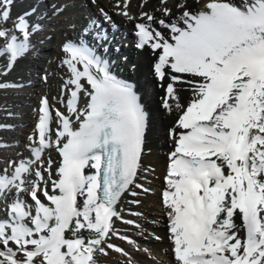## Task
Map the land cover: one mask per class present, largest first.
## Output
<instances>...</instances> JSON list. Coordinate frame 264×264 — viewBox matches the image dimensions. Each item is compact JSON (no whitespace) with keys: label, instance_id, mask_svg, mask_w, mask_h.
Here are the masks:
<instances>
[{"label":"snow or ice","instance_id":"obj_1","mask_svg":"<svg viewBox=\"0 0 264 264\" xmlns=\"http://www.w3.org/2000/svg\"><path fill=\"white\" fill-rule=\"evenodd\" d=\"M12 3L0 0L6 71L30 54L41 30L27 12L8 25ZM160 3L157 11L172 17L168 0ZM128 6L129 0L116 2L133 19ZM175 8L179 16L168 21L142 11L148 23L136 25L138 47L154 50L155 74L167 80L163 107L177 112L162 191L174 258L264 264V0H204L199 10L177 0ZM153 23L170 30V39ZM62 51L70 73L62 86L65 110L42 97L31 158L0 169V264H100L109 250L132 264L108 241L118 235L113 221L122 219L116 207L122 195L133 185L143 188L135 181L149 114L133 86L82 41L65 42ZM182 90L191 93L186 103ZM52 148L60 156L55 178L51 159L42 167Z\"/></svg>","mask_w":264,"mask_h":264},{"label":"bare ground","instance_id":"obj_2","mask_svg":"<svg viewBox=\"0 0 264 264\" xmlns=\"http://www.w3.org/2000/svg\"><path fill=\"white\" fill-rule=\"evenodd\" d=\"M44 1L13 0L12 3V19L8 21V25L12 24V20L17 15L27 12L30 14V21L39 23L41 30L33 37V51L39 54L31 51L30 54L26 55L31 68L28 75L23 76L27 78L25 83L32 87L33 93L28 94L27 100L24 102L10 101L9 99L4 101L8 104H21V108L24 110L23 115L28 117V120L11 118L8 119V123H4V120L0 121L2 126L4 124L11 125L13 129L19 132L8 134L10 138L4 139L9 144L8 150L12 151L6 153L4 158L6 161L31 158L29 137L33 135L38 121V109L42 97H48L53 108L65 110L64 104L61 103V100L64 99L62 86L64 81L69 78L70 73L67 66L62 62L66 58V54L62 51V45L65 43L66 37L76 32L75 28L71 29L69 25L74 24L76 26V24L84 23V14L87 12L96 14L98 6L109 7L111 18L117 27L112 31L110 27L106 26V31L112 35V41L110 44L108 42V47L103 52L101 59L105 58L108 61L113 75L128 80L129 84L133 86L149 114V129L146 133L141 167L135 181V184L142 185L143 188L133 185L129 192L122 195L116 206L122 219L114 218L113 221V228L118 235L111 236L108 242L127 251L132 264H177L172 250L173 244L169 238V221L165 214L166 209L162 204V191L165 187L169 153L173 149L169 129L176 121L177 112L169 113L163 107L165 89L161 87V84L166 86L167 80L161 82L155 74L154 66L158 57L154 50L149 45L143 48L132 45L134 42L137 43V46L139 44V38L135 39L138 36L136 25L141 22L148 23L146 20L140 19L141 12H150L157 19L163 18L166 21L175 19L180 14L179 10L175 8L177 0H168V7L173 10L172 17H166L162 12L157 11L162 7L160 0H147L143 8L140 7L142 0H129L128 11L134 17L133 19L120 14L121 9L116 7L117 0H95V3H92L91 0ZM203 2L204 0H200V4H194V0H188V3L192 4L196 10H199ZM233 2L238 4L240 0H233ZM61 6V10L56 12L57 8ZM152 29L161 31L169 39L171 37L170 30L162 28L158 23H153ZM93 41L96 52L101 55V47L96 45V39ZM125 42L128 44L125 45ZM116 45H119L118 52L114 51ZM129 45L131 47L127 48L126 46ZM132 65H135L133 70L130 69ZM3 66H7L6 57H0V85L4 84L2 79H4L5 74L1 72ZM79 67L82 69V65ZM182 87L186 88L187 86ZM0 93L13 97L23 94L18 88H12L8 91L0 89ZM190 96L189 91L182 90V103H186ZM12 98L10 97V99ZM83 102L82 98L81 104ZM12 113L19 114L20 112L13 110ZM52 127L55 129L56 124L53 123ZM13 147L17 148L16 153H13ZM49 159L53 161L52 173L53 178H55V170L60 161V156L55 148L45 150L42 157L43 168H47ZM44 176L47 179L48 173L45 172ZM48 187L51 189L50 182ZM143 189H148V191L145 192ZM133 192L136 195H132ZM0 215H3L2 210H0ZM128 221L132 223H128ZM156 236L163 237V242L158 243ZM120 237H127L132 243ZM145 249L149 250L151 255L146 253ZM98 259L100 264H127L128 260V258L111 250L107 256L101 255Z\"/></svg>","mask_w":264,"mask_h":264},{"label":"rangeland","instance_id":"obj_3","mask_svg":"<svg viewBox=\"0 0 264 264\" xmlns=\"http://www.w3.org/2000/svg\"><path fill=\"white\" fill-rule=\"evenodd\" d=\"M148 1H150V0H148ZM44 2H46V0ZM134 7H135V5H134ZM48 39H50V37H48ZM126 47L129 48V47H131V45L126 46ZM33 52H35L36 54H39L36 51H33ZM125 59H124V61H125ZM4 68H6V66H3V69L1 68V72L3 74H5L4 75V79H2V83H4V84L2 86H0V89L1 90H5L6 89V91H8V90H12V88H18V89H20V91H22L23 94H21L18 97L17 96L13 97V96L5 94V93L4 94L0 93V121L4 120L3 121L4 123H8L9 122L8 119H11V118H18V119H22L23 118L24 120H28V117L27 116L25 117L23 115L24 110H23V108H21V106H22L21 104H12V103L8 104V103L4 102L5 100H8V99L10 101L11 100H19V101L24 102L25 100H27V95L33 93L32 87L29 86L28 83H25V81H27V78L23 77V76H27L28 75V71L31 68L30 65H29L28 56H25L24 58L18 60L16 62V64H15V66L11 68V70L6 71V69H4ZM44 76H43V78H44ZM12 78H13V80H12ZM18 82H20V83H18ZM10 97L11 98L13 97V98L10 99ZM13 110H18L20 113L19 114L18 113H12ZM13 132L14 133H19L18 131L13 129V126H11V125L4 124L2 126V124H0V140H1L0 143H2V145H0V169L5 168L7 166L6 165V159L4 158L5 155H7L6 153H11L12 152V151L8 150L9 144H7L4 139L5 138H10L8 136V134H11ZM13 148H14L13 149V153H16V149L17 148L16 147H13ZM157 237H159V239H157ZM156 241L158 243H162L163 242V237L156 236Z\"/></svg>","mask_w":264,"mask_h":264}]
</instances>
